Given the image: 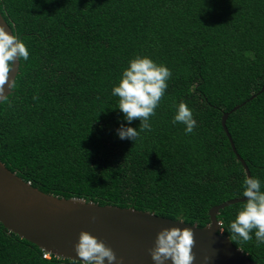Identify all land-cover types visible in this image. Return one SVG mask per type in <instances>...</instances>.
Listing matches in <instances>:
<instances>
[{
  "label": "trees",
  "instance_id": "16d2710c",
  "mask_svg": "<svg viewBox=\"0 0 264 264\" xmlns=\"http://www.w3.org/2000/svg\"><path fill=\"white\" fill-rule=\"evenodd\" d=\"M0 11L30 53L0 103V160L34 187L205 226L214 205L243 197L226 112L264 186V0H0ZM137 54L172 77L134 142L116 134L127 122L111 89ZM179 102L193 110L192 134L171 122ZM242 203L220 210L224 236ZM233 243L264 264L254 236ZM43 254L0 222V264H79Z\"/></svg>",
  "mask_w": 264,
  "mask_h": 264
},
{
  "label": "water",
  "instance_id": "95a60500",
  "mask_svg": "<svg viewBox=\"0 0 264 264\" xmlns=\"http://www.w3.org/2000/svg\"><path fill=\"white\" fill-rule=\"evenodd\" d=\"M0 27L14 34L1 11ZM19 67L20 60L17 59L10 70V79L16 80ZM12 91L6 83V94L0 97V103ZM238 107L240 105L234 109ZM229 114L230 112L224 113L223 126L234 151L245 165L247 175L252 176L226 126ZM246 199L238 197L214 205L210 209V223L198 226L133 207L101 205L84 199L49 194L34 187L0 160V222L11 232L42 249L75 261L80 259L75 244L80 232L87 230L110 246L118 258H123L120 264H155L149 249L158 232L163 227L179 226L193 230V264H206L205 257H209L207 264H259L220 232L222 224L217 218L222 208Z\"/></svg>",
  "mask_w": 264,
  "mask_h": 264
},
{
  "label": "clouds",
  "instance_id": "9594fccd",
  "mask_svg": "<svg viewBox=\"0 0 264 264\" xmlns=\"http://www.w3.org/2000/svg\"><path fill=\"white\" fill-rule=\"evenodd\" d=\"M29 55V49L23 40L10 34L6 28L0 27V97L6 94V83L9 89L16 87L14 78L10 79V70L15 66L17 59L28 60ZM171 77L172 71L165 63H158L148 55L137 54L129 59L118 83L111 89L112 96L118 97L116 108L123 113L127 122L116 129L120 139L135 142L141 132L152 130L150 118L156 114ZM137 118L140 120L139 128L132 127L131 122ZM171 122L183 124L185 135L192 134L197 126L193 110L185 102H179L175 106ZM241 189L240 194L247 199L240 205L235 218L228 224L230 239L235 242H247L254 236L257 245L264 244L262 181L257 176L245 174ZM193 245L194 235L191 228L163 227L149 251L155 264H168L169 261L171 264H193ZM75 250L80 258L79 264H114V262L120 264L123 259L118 258L115 251L102 239L87 230L80 232ZM208 260L209 257H205L206 264Z\"/></svg>",
  "mask_w": 264,
  "mask_h": 264
},
{
  "label": "built area",
  "instance_id": "2783aa9c",
  "mask_svg": "<svg viewBox=\"0 0 264 264\" xmlns=\"http://www.w3.org/2000/svg\"><path fill=\"white\" fill-rule=\"evenodd\" d=\"M51 254H52L51 252L45 251L43 256H44V258H51Z\"/></svg>",
  "mask_w": 264,
  "mask_h": 264
}]
</instances>
